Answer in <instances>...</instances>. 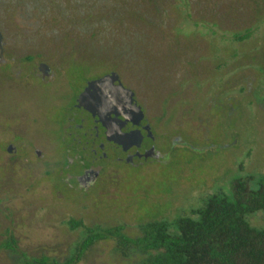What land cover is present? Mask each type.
Listing matches in <instances>:
<instances>
[{
  "label": "rangeland",
  "instance_id": "374dc122",
  "mask_svg": "<svg viewBox=\"0 0 264 264\" xmlns=\"http://www.w3.org/2000/svg\"><path fill=\"white\" fill-rule=\"evenodd\" d=\"M5 1L0 28L17 61L35 54L64 69L78 55L99 59L104 68L113 55L131 57L136 65L127 77L143 71L151 80L150 87L137 83L139 97L153 104L150 115L160 113L154 104L162 91L166 105L182 103L170 112L175 123L166 126H179L182 143L175 149L163 138L167 162L140 171L122 167L117 189L107 186L96 195L48 174L44 160L14 161L0 179V264H18L20 252L63 260L83 236L70 228L71 219L89 227L125 225L135 236L142 222H172L202 208L211 195L230 193L236 178L252 175L250 188L258 187L264 176V0ZM245 33L246 39L235 38ZM17 71L15 64L10 73ZM26 91V106L45 98ZM21 97L0 79L1 107ZM25 128L21 124L20 132ZM249 221L263 227L264 215L254 213ZM10 235L14 250L2 247ZM141 258H126L107 241L92 246L79 264H142Z\"/></svg>",
  "mask_w": 264,
  "mask_h": 264
},
{
  "label": "flooded vegetation",
  "instance_id": "af4514ba",
  "mask_svg": "<svg viewBox=\"0 0 264 264\" xmlns=\"http://www.w3.org/2000/svg\"><path fill=\"white\" fill-rule=\"evenodd\" d=\"M0 1L6 4L5 0ZM2 8L0 5V12ZM178 47L173 50L174 54ZM128 49L130 51L131 46ZM10 53L5 31L0 28V79L22 96L7 105L8 108L1 107L0 102V179L8 167L14 168V161L31 163L33 156L47 163L48 174L56 172L60 181L75 188L76 192L96 195L107 186L115 188L118 178L124 177L120 171L122 167L140 171L142 167L146 169L167 162L168 154L160 147L163 138L167 137L175 149L182 143L179 126L173 130L166 127L172 121L170 112L178 110L182 103L166 105L163 91L157 94L154 88L159 95L155 97L154 107L160 113L150 115L149 108H153V104L139 97L137 83L150 87L151 80L143 71L138 77H132L131 73L132 76L127 77L132 64L136 65L131 57L113 55L110 66L102 68L104 63L99 59L77 55L67 61L64 69H54L50 62L38 59L35 54L17 61ZM32 63L37 64V70ZM15 64L19 71L11 74ZM106 77H110L108 81L101 82ZM99 81L101 83L95 84ZM178 81L181 82L180 78ZM119 85L132 92L142 108L144 118L140 122L126 121L112 111L108 96H105ZM29 89L45 97L36 106L24 104L28 101L24 96ZM21 124L26 125V133L20 132ZM32 133H36L37 138L30 137ZM119 135H141L142 138L140 141L131 139L130 144L123 146L115 141ZM147 152L148 157L145 156ZM156 155L159 158H155ZM55 186L56 183L53 189L59 191L61 186Z\"/></svg>",
  "mask_w": 264,
  "mask_h": 264
},
{
  "label": "trees",
  "instance_id": "16d2710c",
  "mask_svg": "<svg viewBox=\"0 0 264 264\" xmlns=\"http://www.w3.org/2000/svg\"><path fill=\"white\" fill-rule=\"evenodd\" d=\"M248 36L245 33L235 38ZM253 179L252 175L234 179L230 193H215L202 208L172 222H142L135 236L125 225L89 227L83 220L71 219L70 228L82 229L83 236L63 260L20 252L19 264H79L92 246L107 241H113L115 251L126 258L139 254L142 264H264V226L256 227L249 221L254 213L264 215V176L256 189L250 188ZM2 247L14 250L13 236Z\"/></svg>",
  "mask_w": 264,
  "mask_h": 264
},
{
  "label": "water",
  "instance_id": "95a60500",
  "mask_svg": "<svg viewBox=\"0 0 264 264\" xmlns=\"http://www.w3.org/2000/svg\"><path fill=\"white\" fill-rule=\"evenodd\" d=\"M46 74V70H43ZM110 77L104 78L101 82H107ZM100 81L95 83L99 84ZM108 96L109 105L112 108V111L122 115L126 121H133V122H140L144 118V112L142 108L137 104L135 99L133 98V93L129 90L123 88L121 85L117 86L116 89L110 90L106 93V98ZM118 111H117V110ZM120 138L116 139L115 141L119 142L123 146L126 144H130V141H136L137 139L141 140L140 136H122L119 135ZM138 144V143H137ZM146 157L150 156L149 152L146 153ZM155 158H159V155L154 156Z\"/></svg>",
  "mask_w": 264,
  "mask_h": 264
}]
</instances>
